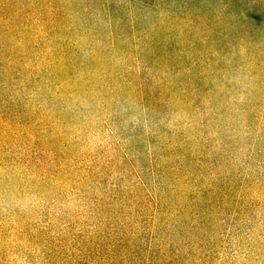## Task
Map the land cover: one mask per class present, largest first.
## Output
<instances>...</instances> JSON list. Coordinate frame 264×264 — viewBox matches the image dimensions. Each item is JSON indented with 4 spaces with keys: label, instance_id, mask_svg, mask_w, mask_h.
<instances>
[{
    "label": "rangeland",
    "instance_id": "1",
    "mask_svg": "<svg viewBox=\"0 0 264 264\" xmlns=\"http://www.w3.org/2000/svg\"><path fill=\"white\" fill-rule=\"evenodd\" d=\"M0 264H264V0H0Z\"/></svg>",
    "mask_w": 264,
    "mask_h": 264
},
{
    "label": "trees",
    "instance_id": "2",
    "mask_svg": "<svg viewBox=\"0 0 264 264\" xmlns=\"http://www.w3.org/2000/svg\"><path fill=\"white\" fill-rule=\"evenodd\" d=\"M4 56H6V55H4ZM9 59H12V58L9 57Z\"/></svg>",
    "mask_w": 264,
    "mask_h": 264
}]
</instances>
